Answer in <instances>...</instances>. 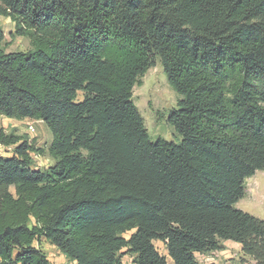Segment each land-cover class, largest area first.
Returning <instances> with one entry per match:
<instances>
[{
    "label": "trees",
    "instance_id": "1",
    "mask_svg": "<svg viewBox=\"0 0 264 264\" xmlns=\"http://www.w3.org/2000/svg\"><path fill=\"white\" fill-rule=\"evenodd\" d=\"M0 15L31 43L0 46V115L52 135L43 149L0 128V264H50L40 238L74 264H167L155 240L173 264L226 240L264 264V219L236 206L264 169V0H0ZM157 59L179 142L152 139L132 99Z\"/></svg>",
    "mask_w": 264,
    "mask_h": 264
},
{
    "label": "rangeland",
    "instance_id": "2",
    "mask_svg": "<svg viewBox=\"0 0 264 264\" xmlns=\"http://www.w3.org/2000/svg\"><path fill=\"white\" fill-rule=\"evenodd\" d=\"M0 29L5 34V40L0 44L5 51H27L31 48L28 37L11 35L14 31V23L9 18L0 15ZM83 96V92L79 91L77 100H81ZM181 98V95L170 86L159 59L143 75L138 77V82L132 89V99L152 139L163 137L173 142L180 141V136L168 122L167 117L170 110L176 107ZM0 128L7 133L13 132L23 135L30 143L43 149H46L52 140L51 132L46 124L33 118L17 120L0 115ZM13 148L14 146L0 145V155L3 157L11 156ZM31 155L35 169H45L54 163V160L45 152L33 151ZM236 206L264 219V169L257 170L252 176L246 178L245 194L236 203ZM131 233L132 231H128L124 236L129 237ZM34 244L44 251L50 260V264H73L66 255L44 238L36 240ZM154 245L159 253L166 255L167 264H173L166 253L165 244L155 240ZM121 254L125 262H131L129 254L124 252ZM197 258L200 264H255L253 260L242 254L240 244L230 240L223 242L222 250L208 254H197Z\"/></svg>",
    "mask_w": 264,
    "mask_h": 264
},
{
    "label": "crops",
    "instance_id": "3",
    "mask_svg": "<svg viewBox=\"0 0 264 264\" xmlns=\"http://www.w3.org/2000/svg\"><path fill=\"white\" fill-rule=\"evenodd\" d=\"M36 120L41 121V120H39V119H36ZM72 263L74 264V262H72Z\"/></svg>",
    "mask_w": 264,
    "mask_h": 264
},
{
    "label": "built area",
    "instance_id": "4",
    "mask_svg": "<svg viewBox=\"0 0 264 264\" xmlns=\"http://www.w3.org/2000/svg\"><path fill=\"white\" fill-rule=\"evenodd\" d=\"M30 128H32V126H30Z\"/></svg>",
    "mask_w": 264,
    "mask_h": 264
}]
</instances>
